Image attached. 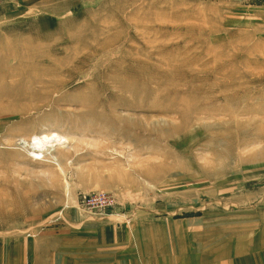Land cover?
<instances>
[{
	"label": "rangeland",
	"instance_id": "rangeland-1",
	"mask_svg": "<svg viewBox=\"0 0 264 264\" xmlns=\"http://www.w3.org/2000/svg\"><path fill=\"white\" fill-rule=\"evenodd\" d=\"M263 129L264 0H0V264H264Z\"/></svg>",
	"mask_w": 264,
	"mask_h": 264
},
{
	"label": "bare ground",
	"instance_id": "bare-ground-1",
	"mask_svg": "<svg viewBox=\"0 0 264 264\" xmlns=\"http://www.w3.org/2000/svg\"><path fill=\"white\" fill-rule=\"evenodd\" d=\"M3 2V0H2ZM29 58V57H28ZM37 58V57H36ZM23 59V58H22ZM33 59V58H31ZM29 58V61L31 60ZM24 60V59H23ZM36 60V59H35ZM7 61H10V57L6 56L3 59H1L2 64ZM10 63V62H9ZM39 64V63H38ZM9 65V64H8ZM15 74V72H10L8 75H13ZM7 80V79H6ZM262 131V130H261ZM264 132V129H263ZM264 135V133H262ZM32 142H29L32 147L34 148V150H32V154L34 156H42L43 152L49 151L51 148L57 147L59 145H62L64 143H67L68 141V137L57 132V131H51V132H46V133H42V134H36L31 138ZM50 153V152H49ZM53 153V152H51ZM54 158H56L55 155H53ZM61 168V167H60ZM62 169V168H61ZM96 193V192H95ZM92 194V193H91ZM84 197V196H83ZM82 197V198H83ZM82 198L80 199V202H82ZM116 198H114V203L112 206L108 207L107 209H104L101 212H97V213H92L94 215H106L110 209H112L115 204H116ZM82 205V204H81ZM82 207H84L82 205ZM86 209V208H85ZM88 210V209H87ZM91 213V212H90Z\"/></svg>",
	"mask_w": 264,
	"mask_h": 264
},
{
	"label": "built area",
	"instance_id": "built-area-1",
	"mask_svg": "<svg viewBox=\"0 0 264 264\" xmlns=\"http://www.w3.org/2000/svg\"><path fill=\"white\" fill-rule=\"evenodd\" d=\"M114 198L115 196L110 192H96L86 194L82 198L81 204L92 213H97L112 206Z\"/></svg>",
	"mask_w": 264,
	"mask_h": 264
},
{
	"label": "crops",
	"instance_id": "crops-1",
	"mask_svg": "<svg viewBox=\"0 0 264 264\" xmlns=\"http://www.w3.org/2000/svg\"><path fill=\"white\" fill-rule=\"evenodd\" d=\"M81 222V221H80ZM79 222V223H80ZM51 232H49V234H50ZM37 235L35 234V233H31L30 234V236H28V237H30V238H32V237H36ZM15 238H16V236H15ZM36 240H43V239H45V238H42V237H39L38 239L37 238H35ZM56 241H58L59 243L61 242V240H60V238L58 239V240H55V241H53V243L55 244V242ZM19 243V240H16V244H18ZM15 247V242H14V246H13V248ZM16 252L18 253V248L16 247ZM221 255V254H220ZM224 256H226V254H223L222 255V257H224ZM206 257V256H205ZM44 259H45V257H44ZM60 259H62V258H60ZM56 261H59L60 262V260H55L54 261V263L53 264H56ZM14 263V262H13ZM15 264V263H14Z\"/></svg>",
	"mask_w": 264,
	"mask_h": 264
}]
</instances>
